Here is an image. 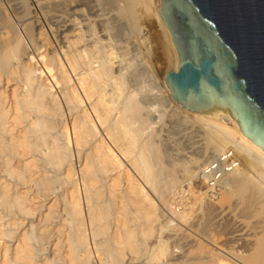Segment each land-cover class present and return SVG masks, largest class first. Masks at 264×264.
I'll use <instances>...</instances> for the list:
<instances>
[{
    "label": "bare ground",
    "instance_id": "bare-ground-1",
    "mask_svg": "<svg viewBox=\"0 0 264 264\" xmlns=\"http://www.w3.org/2000/svg\"><path fill=\"white\" fill-rule=\"evenodd\" d=\"M126 3L134 28L141 27L142 7L161 29L155 37L167 64V90H157L159 98L201 124L207 144L182 165L181 183L174 178L161 187L162 168L145 142L155 123L144 128L141 118L144 111L152 117L158 106L141 105L137 90L124 93L126 66L116 65L123 60L112 45L79 51L82 37L70 40L66 24L82 5L73 6L55 34L70 70L59 50L48 51L43 30L40 47L27 60L30 42L15 33L0 49V264H264V151L238 130L173 100L165 79L178 70L179 58L160 15L161 0ZM227 153L238 166L210 187L202 173ZM183 187L184 197L172 196ZM221 187L225 196L216 198ZM153 194L170 211L163 223Z\"/></svg>",
    "mask_w": 264,
    "mask_h": 264
},
{
    "label": "rangeland",
    "instance_id": "rangeland-1",
    "mask_svg": "<svg viewBox=\"0 0 264 264\" xmlns=\"http://www.w3.org/2000/svg\"><path fill=\"white\" fill-rule=\"evenodd\" d=\"M68 2H66V0H51L39 3L33 0H0V49L5 41L13 38L15 33H19L22 39L24 38V40L30 42V45L27 46L26 52L23 54L24 59L27 60V58L40 47V41L42 40H40L39 32L43 30L45 32L44 35H46L51 42V50L49 47L48 51L52 53L54 49L59 50L61 58H63V62H65L67 66V70H70L62 51L59 49L60 44L56 41L55 34L58 33V28L63 25L60 23L68 20V14L71 13L70 10L73 6L82 5L75 9L79 11V15L77 14L66 24L69 25L71 31H73L71 32V36L73 35L74 38H72V36L70 40L82 37L83 41L80 40L82 44H79V46L77 45L79 51L93 46H97L103 50L104 48L106 49L108 46L112 45L111 48L114 52H117V56L120 57V59L118 58L117 60H123V64L119 62L116 65L118 66L121 64L123 69L125 68L124 66L127 68V70L126 68L123 70L127 74L125 75V82L127 81L126 86L128 85L126 89H124V93H128L127 90L130 88L132 91L137 90L138 93H135H137V100L140 101L138 102L141 105L151 102L155 105L156 102V105L158 106L157 112L151 114L152 117H148V114L144 111L141 113V118L143 119L142 123L144 128H146L150 123L156 124H153L154 132H152L149 137L145 135V138L147 139V141H145L147 144H145L149 148L151 147L150 150L152 158H154L153 160L162 168L163 181L160 186L162 187L163 184L173 180L174 178L181 183L180 181L183 180L182 165L188 163L192 157H198L197 153L201 152L205 148V144H207L205 141L207 140V131L205 134L206 129L203 128L201 124H194L196 122L193 123L192 120L187 119L186 116H183L180 112L178 113L172 111L175 108H168L166 104L163 103L162 98H159L157 90H167L165 89L166 85H164V81H162L164 80L163 76L166 74L165 72H167V64L161 58L159 51H157V42L159 39L155 36L157 32H161L158 22L153 16H147L145 10L140 7L138 9V25L141 27L140 29L134 28L135 24L124 12V9L127 7L126 0H75L76 3H72L71 5L70 2ZM65 50H68L66 44ZM43 51L45 52V49ZM47 57H50V55ZM36 58L41 57L38 56ZM42 64L43 62H40V64L36 65V68L41 69ZM40 72L37 73V76L42 73ZM48 72L49 70H45L42 73L43 76H40L42 81L44 78L46 80L47 76L45 74ZM71 74L74 78V74ZM48 76H50V74H48ZM74 80H76V78H74ZM47 82L48 81H45V84L49 85ZM13 89L14 86L10 87L8 92L11 93ZM57 93L62 99L60 89ZM86 105L88 108L90 107L87 101L83 106ZM61 119L62 118H59V120ZM150 119H152V121ZM150 131L151 130H148L146 133ZM113 148L115 149V147ZM116 152L119 154L120 158H123L117 150ZM209 157L211 156H206L203 159ZM123 161L128 166V171H131V173L134 174L128 160L123 158ZM145 187L148 191H150L146 185ZM224 189L221 187L220 189L215 190L213 195H216V198L223 195L225 196V193L222 192ZM175 190L172 191V196L174 193L177 197L185 196V187L182 189L176 188ZM153 198L156 199L155 201L157 203V207H160L157 208L160 220L162 221L163 219V221H167L170 219V211L167 212L168 207L165 205V208L164 203L162 204L155 194H153ZM187 198L191 204H194L191 197L188 196ZM47 204L48 202L43 205L46 206ZM195 207L197 208L198 205ZM44 210L45 209H43V211ZM161 213L162 217L160 216ZM38 221H40V219ZM163 221L161 223H163ZM27 224L28 223L25 225L26 227ZM159 224L160 221L157 225ZM36 225L37 223L35 217L34 228H36ZM184 230H186V228H184ZM166 235L167 233L165 236ZM181 235L182 233L178 236H174L172 240L177 241L181 238ZM176 238L178 239L175 240ZM41 245L43 244L41 243L38 246ZM10 246L11 252L13 244ZM45 247L49 248L50 255L51 246L46 245ZM176 252H179V250L177 249ZM128 260L129 258H126L125 262H131ZM133 264L142 263L135 262Z\"/></svg>",
    "mask_w": 264,
    "mask_h": 264
},
{
    "label": "water",
    "instance_id": "water-1",
    "mask_svg": "<svg viewBox=\"0 0 264 264\" xmlns=\"http://www.w3.org/2000/svg\"><path fill=\"white\" fill-rule=\"evenodd\" d=\"M179 58L166 84L183 108L264 151V0H161Z\"/></svg>",
    "mask_w": 264,
    "mask_h": 264
},
{
    "label": "built area",
    "instance_id": "built-area-1",
    "mask_svg": "<svg viewBox=\"0 0 264 264\" xmlns=\"http://www.w3.org/2000/svg\"><path fill=\"white\" fill-rule=\"evenodd\" d=\"M39 2H48L51 0H33ZM32 2V1H31ZM238 166V162L235 161L234 156L230 153L224 154L220 159L213 158L208 162L205 172L202 176H206L209 180V186H217L224 178L225 175L231 172Z\"/></svg>",
    "mask_w": 264,
    "mask_h": 264
}]
</instances>
